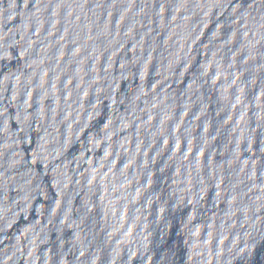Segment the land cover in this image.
Segmentation results:
<instances>
[{
	"label": "water",
	"instance_id": "water-1",
	"mask_svg": "<svg viewBox=\"0 0 264 264\" xmlns=\"http://www.w3.org/2000/svg\"><path fill=\"white\" fill-rule=\"evenodd\" d=\"M0 264H264V0H0Z\"/></svg>",
	"mask_w": 264,
	"mask_h": 264
}]
</instances>
